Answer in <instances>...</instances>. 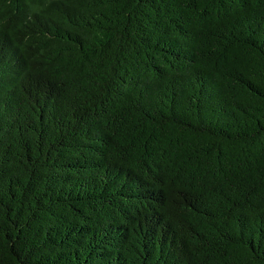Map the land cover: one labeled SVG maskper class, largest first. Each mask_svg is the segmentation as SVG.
Segmentation results:
<instances>
[{
  "label": "trees",
  "instance_id": "obj_1",
  "mask_svg": "<svg viewBox=\"0 0 264 264\" xmlns=\"http://www.w3.org/2000/svg\"><path fill=\"white\" fill-rule=\"evenodd\" d=\"M0 264H264V0H0Z\"/></svg>",
  "mask_w": 264,
  "mask_h": 264
}]
</instances>
